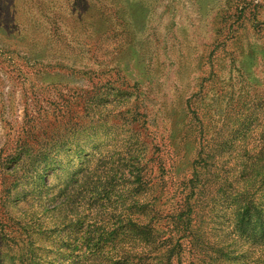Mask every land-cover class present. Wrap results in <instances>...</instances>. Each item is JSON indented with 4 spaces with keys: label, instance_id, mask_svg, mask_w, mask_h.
<instances>
[{
    "label": "rangeland",
    "instance_id": "obj_1",
    "mask_svg": "<svg viewBox=\"0 0 264 264\" xmlns=\"http://www.w3.org/2000/svg\"><path fill=\"white\" fill-rule=\"evenodd\" d=\"M52 1L32 16L0 0V264H96L99 242L128 232L120 145L145 143L149 126L146 159L167 158L163 112L208 60L207 91L225 95L215 112L234 85L230 51L238 82L264 81V0Z\"/></svg>",
    "mask_w": 264,
    "mask_h": 264
},
{
    "label": "trees",
    "instance_id": "obj_2",
    "mask_svg": "<svg viewBox=\"0 0 264 264\" xmlns=\"http://www.w3.org/2000/svg\"><path fill=\"white\" fill-rule=\"evenodd\" d=\"M22 2L32 16L53 5ZM230 52L234 85L223 109L211 105L225 95L220 86L207 91L215 74L208 60L196 91L163 112L168 157L146 159L144 139L151 133L145 125L137 130L145 143H123L121 155L112 156L111 170L133 186L132 205L123 227L128 232L119 237L118 224L112 239L101 240L96 264H264V81L238 82V56Z\"/></svg>",
    "mask_w": 264,
    "mask_h": 264
}]
</instances>
